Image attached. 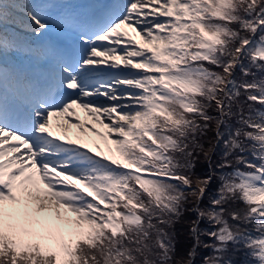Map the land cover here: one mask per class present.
I'll return each instance as SVG.
<instances>
[{
    "label": "snow or ice",
    "instance_id": "obj_1",
    "mask_svg": "<svg viewBox=\"0 0 264 264\" xmlns=\"http://www.w3.org/2000/svg\"><path fill=\"white\" fill-rule=\"evenodd\" d=\"M17 26L38 42L9 32ZM54 29L75 35L74 51L45 42ZM41 62L46 74L30 70ZM237 68L264 73V0H115L84 13L69 0H0V264H174L168 229L186 210L197 214L188 264L202 219L216 228L203 233L217 254L205 264H233L230 245H243L247 264H264V112L225 141V160L252 158L219 166L246 170L219 176L212 210L199 206L212 176L189 175L200 138L211 122L224 124L240 89L264 108V79L238 85ZM69 128L115 154L68 138Z\"/></svg>",
    "mask_w": 264,
    "mask_h": 264
},
{
    "label": "trees",
    "instance_id": "obj_2",
    "mask_svg": "<svg viewBox=\"0 0 264 264\" xmlns=\"http://www.w3.org/2000/svg\"><path fill=\"white\" fill-rule=\"evenodd\" d=\"M252 39L258 40L259 37H251ZM245 67H248L249 61L244 60ZM252 72L256 73V76H245L243 72L237 68L234 79L237 84L243 83L245 81L251 83L253 80L264 79V73L257 72L255 68L251 69ZM241 95L235 99L232 105V114L230 116L224 117V124L220 125L217 129L216 121L210 123L208 130L200 138V143L203 145V152L198 153L195 159V167L192 172L189 173L193 181L197 179L207 178L209 175L212 176L211 183L206 190L204 198L200 201V207L205 210H212L211 201L213 198H217L219 194V188L221 186V181L219 176L224 172H232L233 169L246 170L244 165L233 163L232 168H221L219 167L222 163L225 162H234L237 156H245L248 159H251V153L245 151L240 153L238 151L234 152L232 155L227 157L225 160L224 154L227 151L225 147V141L231 139L236 130L241 127L239 121L241 119H247L249 116L256 117L257 113L264 112L259 104H253L252 102L247 101V93L244 89H240ZM258 94V93H257ZM209 115L217 119L220 118V113L216 110L215 107L208 110ZM203 123V121H198ZM217 131L221 133L222 138L217 139ZM245 144L250 148L251 145L245 141ZM207 152L210 159L206 158L204 153ZM190 203L186 205V208L192 209L196 207V202L194 197L189 198ZM236 207H244L242 203L237 202ZM197 219V214L193 211L186 210L182 217L176 221V223L168 229L171 237L172 243L174 245L175 251L173 253L174 264H188L189 252L192 250L194 245V239L191 234L190 229L195 226L193 221ZM231 223V221H230ZM201 230L200 243L196 247V255L192 264H205V261L217 255L211 247H204V245H213L216 243L214 239L209 238L208 235L203 233L216 230L212 225L209 224L207 219H202L198 225ZM248 229L249 233L255 237L258 235L252 225L244 226ZM225 260H231L233 264H247L248 254L247 250L243 245L229 246V250L224 254Z\"/></svg>",
    "mask_w": 264,
    "mask_h": 264
},
{
    "label": "rangeland",
    "instance_id": "obj_3",
    "mask_svg": "<svg viewBox=\"0 0 264 264\" xmlns=\"http://www.w3.org/2000/svg\"><path fill=\"white\" fill-rule=\"evenodd\" d=\"M121 31L122 32H127L129 38L133 39L137 43L139 42V37L136 35L135 32H132V31L128 30L127 28L122 29ZM9 32L10 33L11 32L14 33L16 36L17 35H20L21 38L24 41H29L27 37L23 36V34H24L23 32H27V31H23L19 26L10 28L9 29ZM23 62L26 63V64H29V61H27L26 59L20 58V59L17 60V63L23 64ZM41 63H39V64H41ZM123 74H127V72H123ZM74 118H79L80 122H82V123L92 124L91 118L88 117L85 113H83V111L80 110V109H76V117H74ZM60 122L63 123L64 122V118H60ZM56 123H57V121L54 118L53 119V132L56 135H62V132L59 129L56 128ZM95 127H97V129L99 131H101V132H105L106 131L104 128H102L98 124L95 125ZM68 138L73 139V140H83L84 142L88 143V146L89 147H92L93 148V151L94 152L96 151V149H95V144H93L92 141L95 140V141H97L100 144V146L104 150L105 154L106 155H110V153L107 150V147L108 146L106 145L105 141L102 140V139H100L99 137H92V134L90 132L85 131L84 135L81 136V134L79 133V130H77L75 128H69V136H68ZM112 147H113V152H114L115 151L114 150V146H112ZM114 154L115 153H112L111 155H114ZM41 189H43V186L42 185H41ZM41 194H43L42 191H41ZM39 216L40 217L47 218L48 219V222L51 223L53 226H59L60 225V222L54 220L51 217V214L50 213L39 214ZM71 218L74 219V217H71Z\"/></svg>",
    "mask_w": 264,
    "mask_h": 264
},
{
    "label": "bare ground",
    "instance_id": "obj_4",
    "mask_svg": "<svg viewBox=\"0 0 264 264\" xmlns=\"http://www.w3.org/2000/svg\"><path fill=\"white\" fill-rule=\"evenodd\" d=\"M121 4V3H120ZM97 6H94V7H92V8H90L88 11H90V10H92L93 8H96ZM61 38H62V41H66V42H68L69 40H70V38H68V37H66V36H64V35H61L60 36ZM32 67H30L31 68V71L32 72H34V73H47V71L46 70H44V69H40L39 67H37L36 65H31ZM41 191L44 193L46 190H43V189H41Z\"/></svg>",
    "mask_w": 264,
    "mask_h": 264
}]
</instances>
